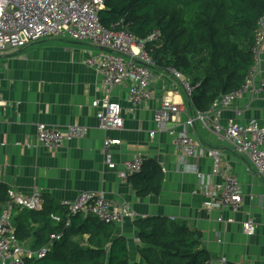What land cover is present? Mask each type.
Returning <instances> with one entry per match:
<instances>
[{
    "label": "crops",
    "instance_id": "1",
    "mask_svg": "<svg viewBox=\"0 0 264 264\" xmlns=\"http://www.w3.org/2000/svg\"><path fill=\"white\" fill-rule=\"evenodd\" d=\"M101 51L89 42L51 38L0 55V91L6 103L0 116V183L25 195L38 193L43 204L51 200L63 206V201L76 200L84 192H101L108 200L128 203L136 218L111 225L114 239L127 240L131 263H144L135 221L163 217L201 231L202 245L211 260L224 257L227 264H264V179L250 160L236 154L212 127L198 120L193 126L187 124L195 119L197 109L170 70L157 69L152 98L138 105L128 100L127 84L104 87L97 67L86 63L90 55ZM104 98L121 104V130L99 127L92 103ZM165 99L178 107L169 129L186 132L199 143L196 157H187L179 150L176 135L157 130L155 115ZM230 121L264 123V95L245 92L238 97L223 109L219 120L223 126ZM40 123L59 129L78 124L88 131L82 139L49 149L37 140ZM151 132H155L153 137ZM106 138L121 140L112 147L116 170L105 165ZM214 148L221 153V167L241 186L244 201L238 211L223 208L219 199L212 201L210 210L205 208L211 201L207 191L223 179L213 173L208 150ZM137 155L145 159L142 171L120 178L118 171ZM150 176H162L160 189L142 193L140 187L149 183ZM19 209L14 208L13 216ZM249 220L255 224L251 236L244 230Z\"/></svg>",
    "mask_w": 264,
    "mask_h": 264
},
{
    "label": "built area",
    "instance_id": "2",
    "mask_svg": "<svg viewBox=\"0 0 264 264\" xmlns=\"http://www.w3.org/2000/svg\"><path fill=\"white\" fill-rule=\"evenodd\" d=\"M105 9V0H0V55L8 51H17L29 45L46 39L57 38L70 41L89 42L104 48L95 55H90L87 63L96 66L102 84L106 88L129 82L130 94L128 100L138 105L151 98L149 85L155 79L154 68L157 64L147 51L149 43L157 42L162 34L155 31L146 39H140L126 30L117 31L115 27H104L99 19V13ZM254 66L249 70L242 88L217 97L208 111H196L195 119L187 124L193 126L195 120L206 127H212L214 132L226 139L232 150L247 157L257 174L264 179V123L251 121L238 124L230 121L223 126L219 120L223 109L230 106L245 92L253 95L264 94V77L259 76L258 67L263 62L264 54V18L258 22L255 31ZM173 75L181 81L189 96L193 89L189 79L181 73L172 70ZM256 72V74H255ZM258 79V80H257ZM1 83V64H0ZM6 103L0 91V116ZM92 107L99 127L103 130H121L124 126L122 106L119 102L108 98L94 100ZM178 107L170 99H165L155 115L158 131H168L176 135V143L181 152L187 157H196L199 153V143L188 133H177L169 124L173 122ZM241 114L240 111H237ZM88 129L78 124H71L65 129H59L46 124L37 125L38 142L49 149H60L68 141L82 139ZM153 137L155 132H151ZM121 144L119 139L104 140L103 155L107 168L117 169L113 160L112 147ZM208 155L213 159L214 175L222 177L207 191L210 202L205 208L211 209L212 201L219 199L223 208L238 211L243 206V193L237 178L221 167V153L217 149H209ZM145 164L143 156H134L126 162L123 169L118 171L122 179H128L140 173ZM9 201L0 216V264H33L44 259L51 251L55 242L62 239L63 234H52L47 244L38 250L25 248L18 240L16 229L12 224L15 207L38 211L42 209L43 201L38 193L25 195L18 191L8 190ZM62 205L68 211V216L82 214L93 216L106 224H117L125 219H135V213L126 202L117 203L108 200L101 192H84L73 201L65 200ZM56 223H62V218L54 215ZM70 225L66 221V227ZM246 234L255 233V224L249 220L244 223ZM139 241V239H136ZM224 257L211 260L210 264H227Z\"/></svg>",
    "mask_w": 264,
    "mask_h": 264
},
{
    "label": "trees",
    "instance_id": "3",
    "mask_svg": "<svg viewBox=\"0 0 264 264\" xmlns=\"http://www.w3.org/2000/svg\"><path fill=\"white\" fill-rule=\"evenodd\" d=\"M262 18L264 0H105L99 13L104 27L116 26L140 39L160 31L162 37L147 46L156 69H173L188 78L194 86L192 102L201 112L217 97L244 85L254 66V33ZM147 180L140 191L158 192L162 176ZM8 201V187L0 183V216ZM19 210L12 224L25 248L38 250L52 234H63L50 253L33 264H140L131 263L127 240L114 239L111 224L82 214L69 217L66 208L51 200L41 211ZM54 215L62 223L56 225ZM135 226L143 264L211 263L202 232L186 222L149 217L136 220Z\"/></svg>",
    "mask_w": 264,
    "mask_h": 264
},
{
    "label": "rangeland",
    "instance_id": "4",
    "mask_svg": "<svg viewBox=\"0 0 264 264\" xmlns=\"http://www.w3.org/2000/svg\"><path fill=\"white\" fill-rule=\"evenodd\" d=\"M113 27H115V29L117 30V31H122V30H118L117 29V27L116 26H113ZM112 27V28H113ZM126 31H128V30H126ZM131 33V32H130ZM255 34V33H254ZM134 35V34H133ZM135 36V35H134ZM137 37V36H136ZM138 38V37H137ZM74 42H79V41H74ZM94 46H96V45H94ZM148 46V45H147ZM96 47H99V46H96ZM101 48V47H100ZM102 49V51H105V49L104 48H101ZM148 51V50H147ZM149 52V51H148ZM253 55H254V53H253ZM152 56V55H151ZM263 56H264V54H263ZM254 57V56H253ZM88 59V58H87ZM86 63H87V60H86ZM88 64V63H87ZM157 67V66H156ZM154 70V75H155V79H153V81H151V83H150V85H149V91L151 92V94H152V91H151V85L153 84V82L156 80V77H157V69L156 68H154L153 69ZM173 69H170V71H172ZM258 70H259V76L260 77H264V64H263V62L261 61V63H260V65H259V67H258ZM173 74V73H172ZM255 74H256V72H255ZM182 75V74H181ZM174 76V75H173ZM183 76V75H182ZM175 77V76H174ZM184 78H186L185 76H183ZM175 79L177 80V81H179L180 83H181V81L180 80H178L176 77H175ZM186 79H188V78H186ZM258 80V79H257ZM191 83V82H190ZM124 84H127L128 85V96H129V94H130V89H129V85H130V83L129 82H126V83H124ZM124 84H121V85H124ZM181 85H182V83H181ZM183 86V85H182ZM191 87H192V89H193V91H194V86L191 84ZM184 88V87H183ZM187 93V92H186ZM231 93V92H230ZM192 94H193V92H192ZM258 94H263V93H257V94H255V95H258ZM153 95V94H152ZM188 95V94H187ZM264 95V94H263ZM189 96V95H188ZM190 98L192 97V95L191 96H189ZM151 98H152V96H151ZM151 98H149V99H147V100H150ZM146 100V101H147ZM233 103V102H232ZM231 103V104H232ZM163 104V103H162ZM230 104V105H231ZM40 124H43V123H40ZM69 126V125H68ZM82 126V125H81ZM85 127V126H84ZM103 130V129H102ZM106 131V130H105ZM9 189H12V188H8V190ZM12 190H15V189H12ZM15 191H17V190H15ZM19 192V191H18ZM21 193V192H20Z\"/></svg>",
    "mask_w": 264,
    "mask_h": 264
}]
</instances>
